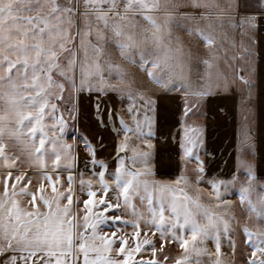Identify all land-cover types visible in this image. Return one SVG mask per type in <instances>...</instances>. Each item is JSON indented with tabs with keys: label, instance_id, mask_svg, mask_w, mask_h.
Returning a JSON list of instances; mask_svg holds the SVG:
<instances>
[{
	"label": "snow or ice",
	"instance_id": "1",
	"mask_svg": "<svg viewBox=\"0 0 264 264\" xmlns=\"http://www.w3.org/2000/svg\"><path fill=\"white\" fill-rule=\"evenodd\" d=\"M225 26L240 35L225 56L230 72L219 67ZM182 27L207 49L195 79L191 51L173 46ZM261 31L264 0H0V264H193V254L231 264L222 248L235 255L237 232L251 250L247 264H264V183L248 158ZM121 61L150 87H133ZM233 86L242 119L231 178L202 187L199 127L180 141L192 175L157 178L156 97L181 93L186 117ZM110 93L121 110L104 105ZM85 94H95L96 127L115 133L110 157L99 155L102 135L79 129ZM166 245L181 251L172 256Z\"/></svg>",
	"mask_w": 264,
	"mask_h": 264
},
{
	"label": "crops",
	"instance_id": "2",
	"mask_svg": "<svg viewBox=\"0 0 264 264\" xmlns=\"http://www.w3.org/2000/svg\"><path fill=\"white\" fill-rule=\"evenodd\" d=\"M183 27H190V25L183 24ZM183 27L177 28V38L180 42L177 46H182L186 57L189 51H191L192 56L188 60V63L191 67L192 77L193 79H195L204 69V65L200 63L199 57L206 55L207 49L203 47V44L200 49L197 48V39L191 36L188 32L184 31ZM227 37L228 39L222 38L221 40L222 49H220L219 67L222 71L230 72L228 61L225 60V56L231 55V40L234 38L237 42H239V31L233 29L229 30ZM257 40L258 46L259 44H261V39L257 36ZM225 50H227V52ZM259 55L260 54H258L254 65L256 84L253 101L254 155L248 158L254 164L257 182L264 183V71H261V67H259ZM125 65L124 66L127 71V77L129 80L133 81L134 87H150L147 82L146 74L141 71L138 66L127 63ZM111 99L119 101L115 94H113V97ZM156 99V113L161 110L160 107L165 110V103L183 102L182 94L179 92L160 94L156 97ZM203 103H205V109L199 107V110L195 115H188V120L186 121L187 126L186 123L181 127L177 126V131L179 129H183V134L181 132L179 134L177 133V148L175 147L174 149L166 150L162 147H159L156 149V151L153 149L150 162L153 166L157 178L166 181H175L180 176L182 171L186 172V174L189 176L192 175V169L194 165L192 163H186L185 161L181 160L182 150L180 148V141L182 136L184 135L185 128L193 127H199L202 130L200 135L203 137V145L200 147V156L205 162L204 182L202 184V187L207 189L209 187L207 181L210 179L228 180L231 178L232 172L234 171V163L236 158L234 149L237 143V132L242 119L240 90L236 86H233L228 93L217 92L205 97ZM198 114L202 117L204 116L203 124H205V126L203 127L199 125V123L201 122H198ZM209 117L224 118L222 120L223 125H217L215 121H209ZM209 122H211V124L215 126V128L220 129L221 131L219 132L214 128L215 132L210 133L211 127H209V125L206 126V124H208ZM159 131L160 130H158V132ZM140 147L143 148V146L141 145ZM209 152L213 153L214 155H207V153ZM154 158H156L157 160L156 163ZM170 166H173L174 172H170L169 174L160 172V170H164V167ZM236 191V189H230V193L226 197L227 199L232 201L233 206L237 205L239 202L238 195L235 194ZM206 198L207 197H205V199ZM238 212L239 209H237V213ZM236 243L237 246L245 244L243 236L239 232H237L236 234ZM208 246L210 249H213L211 242H209ZM165 247H169V254L172 256L181 251L179 248L171 245H166ZM222 251L228 254L225 255L224 259L229 260L231 263L235 262L237 247L234 256L230 254L231 250L227 247V244L223 246ZM190 259L193 261V264H196L197 261H199V264H211V259L207 255L196 256L195 254H193Z\"/></svg>",
	"mask_w": 264,
	"mask_h": 264
},
{
	"label": "rangeland",
	"instance_id": "3",
	"mask_svg": "<svg viewBox=\"0 0 264 264\" xmlns=\"http://www.w3.org/2000/svg\"><path fill=\"white\" fill-rule=\"evenodd\" d=\"M229 30H232V29L225 26L224 29L219 30L217 32L216 38H217V46L219 47V49H222L221 40L222 38H225V35L228 36ZM258 37L261 39V44H259L258 46L256 45V52L260 54L259 55L260 56L259 67H261V71H264V31H261L258 34ZM172 38H173V46L177 47V44H176L177 28L173 29ZM196 44H197V48L200 49L202 46V43L197 40ZM121 63H123L124 65L126 64V62H123V61H121ZM112 97H113V94L111 93L107 96L102 97L104 105L108 107H113L117 111L121 110V107H122L121 103L119 101L112 100L111 99ZM94 101H95V94H93L91 97L87 96V94L81 97L80 114L78 117L79 129L80 131L86 132L88 135L93 136V137H95L97 134L102 135L104 137V143L106 146L103 149V151L99 153V155L102 157H110L113 153V148L116 142V136H115V133L111 131V129L103 130V129H99L96 127L95 117H94L93 108H92ZM165 105H166L164 106L166 107L165 110L162 109V107H160L161 110H159V112L156 113V121L154 125L155 136L152 138L153 147L151 151H153V149L156 151V149L159 147L160 148L162 147L166 150L174 149L175 147L177 148V133L178 134L180 132L182 133V130H183V129H179L177 131V126L181 127L185 125L186 121L188 120L187 118L188 116L186 117L184 116L183 102H169V103H165ZM199 107L202 109H205V103H202ZM197 119H198V122H201L199 123L201 127L205 126V124H203L204 116L202 117L201 115L198 114ZM223 119L224 118H220V117L218 118L209 117V121L211 122L215 121L217 125H220V124L223 125L222 123ZM211 122L206 124V126L209 125V127L212 128V130L210 128V133L215 132V129H217L215 128V126L211 124ZM186 126H187V123H186ZM94 128L96 129V131H93ZM158 130L160 131L158 132ZM217 130L219 132L221 131L220 129H217ZM141 146H143V148L141 149H144L145 147H146L145 149H147V145L141 144ZM82 149H83V146L81 145V152H80L81 159H83L85 155ZM154 159L156 163L157 160L156 158ZM173 170H174L173 166H170V167H164V170L162 171L160 170V172L169 174L170 172H174ZM262 230H264V228H262ZM166 248L169 249V247H166ZM250 252L251 250L245 244L237 246L236 260L235 262H232L231 264H247V258L250 255Z\"/></svg>",
	"mask_w": 264,
	"mask_h": 264
}]
</instances>
